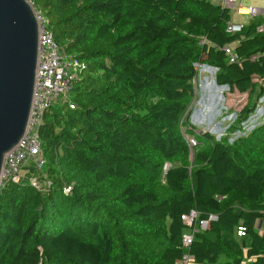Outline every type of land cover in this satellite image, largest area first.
<instances>
[{
  "label": "trees",
  "instance_id": "obj_1",
  "mask_svg": "<svg viewBox=\"0 0 264 264\" xmlns=\"http://www.w3.org/2000/svg\"><path fill=\"white\" fill-rule=\"evenodd\" d=\"M31 1L77 77L45 112L43 168L0 185V264H180L193 228V264H264V122L232 143L193 134V154L185 129L198 64L247 93L238 126L256 110L264 17L231 33L212 0Z\"/></svg>",
  "mask_w": 264,
  "mask_h": 264
},
{
  "label": "built area",
  "instance_id": "obj_2",
  "mask_svg": "<svg viewBox=\"0 0 264 264\" xmlns=\"http://www.w3.org/2000/svg\"><path fill=\"white\" fill-rule=\"evenodd\" d=\"M224 5L230 10L240 15L256 16L259 9L251 5H243L242 0H224ZM39 20V54L37 78L34 92V99L26 134L19 144L9 152L4 160L0 185L5 181L11 180L21 182L25 177L28 166L35 164L43 168L45 159L41 151L40 127L46 110L58 101H66L73 89L75 79L77 77L76 69L78 62L67 54H65L61 46L55 40L53 32L47 26V20L38 12ZM243 24L233 21L228 23V32L235 33L241 31ZM231 54V61L237 58L232 48L226 47ZM201 65V64H198ZM191 154L198 145V140L193 135H186ZM168 167V165H167ZM31 184L41 189L42 185L35 176L30 177ZM67 191H71V186L66 187ZM216 215H211L210 220H216ZM183 221L190 226L195 225L199 221L200 229L206 230L209 221L206 219L199 220L198 212L192 210L189 214L182 215ZM260 231L264 233V223L259 225ZM199 230L193 228L183 236V246L185 252L181 258L180 264H193L190 255V246L194 240L195 232ZM245 228L240 227L239 234H245Z\"/></svg>",
  "mask_w": 264,
  "mask_h": 264
},
{
  "label": "water",
  "instance_id": "obj_3",
  "mask_svg": "<svg viewBox=\"0 0 264 264\" xmlns=\"http://www.w3.org/2000/svg\"><path fill=\"white\" fill-rule=\"evenodd\" d=\"M39 29L38 11L31 0H0V180L6 155L28 129L37 78Z\"/></svg>",
  "mask_w": 264,
  "mask_h": 264
},
{
  "label": "rangeland",
  "instance_id": "obj_4",
  "mask_svg": "<svg viewBox=\"0 0 264 264\" xmlns=\"http://www.w3.org/2000/svg\"><path fill=\"white\" fill-rule=\"evenodd\" d=\"M242 3L251 4V0H242ZM231 13L235 22L247 18L232 10ZM197 69L198 74L193 80L196 96L190 112V127L185 128L186 130L190 128L192 132L188 129L186 135L191 137L201 131H208L217 139H225L232 143L264 122V96L258 93L255 95L253 101L258 102L256 110L247 122L238 126L235 121L239 111L247 103V93L232 91L229 86L216 84L218 70L210 66L201 64L197 65ZM261 82L258 80V83Z\"/></svg>",
  "mask_w": 264,
  "mask_h": 264
},
{
  "label": "crops",
  "instance_id": "obj_5",
  "mask_svg": "<svg viewBox=\"0 0 264 264\" xmlns=\"http://www.w3.org/2000/svg\"><path fill=\"white\" fill-rule=\"evenodd\" d=\"M212 1L215 3L224 5V0H212ZM243 5H251V6L257 7L259 9V17H264V0H251V4L243 3ZM242 16H246L247 18L245 20L238 21L237 23H241L243 25L250 23L255 18L254 16H250V15H242ZM263 223H264V220L260 222V225Z\"/></svg>",
  "mask_w": 264,
  "mask_h": 264
}]
</instances>
